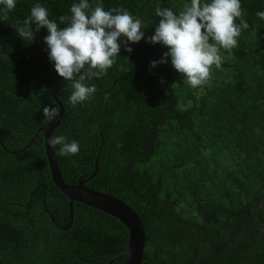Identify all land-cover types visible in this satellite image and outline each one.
<instances>
[{
	"label": "trees",
	"instance_id": "trees-1",
	"mask_svg": "<svg viewBox=\"0 0 264 264\" xmlns=\"http://www.w3.org/2000/svg\"><path fill=\"white\" fill-rule=\"evenodd\" d=\"M80 0H16L0 5V264H124L129 234L116 218L68 199L52 183L44 138L76 141L74 156L52 148L64 183L102 192L141 220L140 264H264V0H241L239 46L223 49L222 78L196 93L171 61L152 68L168 49L149 44L155 9L178 13L190 0H89L139 18L145 39L123 40L107 75L87 81L97 91L73 106V89L49 61L47 29L24 41L16 32L31 8L45 7L61 28ZM240 23L239 19L236 21ZM35 29V25H32ZM164 83H161V81ZM29 144V145H28ZM97 162V170L92 173Z\"/></svg>",
	"mask_w": 264,
	"mask_h": 264
},
{
	"label": "clouds",
	"instance_id": "clouds-1",
	"mask_svg": "<svg viewBox=\"0 0 264 264\" xmlns=\"http://www.w3.org/2000/svg\"><path fill=\"white\" fill-rule=\"evenodd\" d=\"M0 5L4 6L6 17L16 7V0H0ZM70 11L71 17H60V24L66 23L61 28L49 19L47 9L37 4L16 32L24 41H34L36 33L47 29L45 51L55 71L73 89L69 100L76 106L96 93V87L89 86L87 81L107 75L120 56L121 41L131 53L133 49L127 45L144 40L145 32L141 20L123 8L105 10L101 3L93 8L89 0H80ZM155 14L160 18L159 23L147 42L163 45L168 51L150 66L167 64L170 59L173 68L192 89L202 90L210 84L213 71L222 70L221 50L231 54L239 46L242 29L249 28L243 18L241 0H190L178 13L158 6ZM256 15L264 20V11ZM57 115L58 110L51 106L43 109V116L49 121ZM48 142L53 148L61 146V156H74L80 151L78 142H68L63 135H53Z\"/></svg>",
	"mask_w": 264,
	"mask_h": 264
},
{
	"label": "water",
	"instance_id": "water-1",
	"mask_svg": "<svg viewBox=\"0 0 264 264\" xmlns=\"http://www.w3.org/2000/svg\"><path fill=\"white\" fill-rule=\"evenodd\" d=\"M55 101L59 108L57 117L51 120L45 127L39 129L35 136L30 140L29 144L38 137L44 138V150L49 164L52 183L68 199L71 219L72 205L74 202L99 210L116 218L127 229L129 234L128 245L120 254L125 257L124 264H140L143 260L146 238L144 226L136 212L112 196L102 192L89 190L84 186V181H78L75 186H70L62 180L51 145L48 142L51 138L53 130L57 127L63 116V107L61 103L57 99H55ZM96 170L97 162L92 176L95 175ZM111 260L112 259H110L106 264H110Z\"/></svg>",
	"mask_w": 264,
	"mask_h": 264
},
{
	"label": "rangeland",
	"instance_id": "rangeland-1",
	"mask_svg": "<svg viewBox=\"0 0 264 264\" xmlns=\"http://www.w3.org/2000/svg\"><path fill=\"white\" fill-rule=\"evenodd\" d=\"M219 70H220V69H216V70L213 71V77H212L211 82L213 81L214 78H217L218 80H220V79L222 78V76H221L220 74H218V73H219ZM211 82H210V83H211ZM205 86H207V85H205ZM205 86H204V87H205ZM204 87H203V89H204ZM203 89H202V90H203ZM193 90H194L196 93H200V92L202 91L201 89H193Z\"/></svg>",
	"mask_w": 264,
	"mask_h": 264
}]
</instances>
